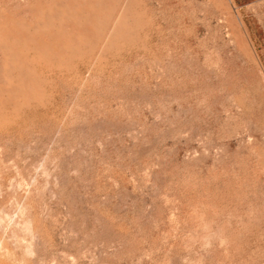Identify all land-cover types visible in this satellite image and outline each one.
<instances>
[{"label": "rangeland", "instance_id": "1", "mask_svg": "<svg viewBox=\"0 0 264 264\" xmlns=\"http://www.w3.org/2000/svg\"><path fill=\"white\" fill-rule=\"evenodd\" d=\"M0 264H264V0H0Z\"/></svg>", "mask_w": 264, "mask_h": 264}]
</instances>
